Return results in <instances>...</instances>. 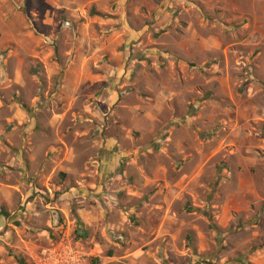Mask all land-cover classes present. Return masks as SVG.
Instances as JSON below:
<instances>
[{
    "label": "rangeland",
    "instance_id": "374dc122",
    "mask_svg": "<svg viewBox=\"0 0 264 264\" xmlns=\"http://www.w3.org/2000/svg\"><path fill=\"white\" fill-rule=\"evenodd\" d=\"M0 264H264V0H0Z\"/></svg>",
    "mask_w": 264,
    "mask_h": 264
},
{
    "label": "trees",
    "instance_id": "16d2710c",
    "mask_svg": "<svg viewBox=\"0 0 264 264\" xmlns=\"http://www.w3.org/2000/svg\"><path fill=\"white\" fill-rule=\"evenodd\" d=\"M0 215L3 216V215H5V214L3 213V211H1V212H0ZM16 261H17L18 264H26V263L24 262V260H23V259H20V258H17Z\"/></svg>",
    "mask_w": 264,
    "mask_h": 264
}]
</instances>
